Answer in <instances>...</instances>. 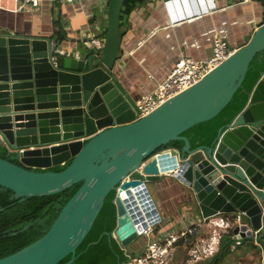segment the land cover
<instances>
[{"label": "water", "instance_id": "1", "mask_svg": "<svg viewBox=\"0 0 264 264\" xmlns=\"http://www.w3.org/2000/svg\"><path fill=\"white\" fill-rule=\"evenodd\" d=\"M125 1H108L104 43L89 52L0 30V144L19 161L0 157V188L22 200L81 182L46 233L0 258V264H59L68 255L65 264H71L112 190L117 208L112 236L131 256L140 230L136 201L146 194L158 211L148 184L168 177L185 188L204 219L241 214L231 230L232 244L256 251L264 245V73L245 108L219 129L212 145L192 148L182 135L232 99L264 50V23L202 79L139 118L137 99L116 74ZM173 140H183V147L165 148ZM166 152L176 167L162 173L158 156ZM70 160L59 172L41 171Z\"/></svg>", "mask_w": 264, "mask_h": 264}, {"label": "crops", "instance_id": "2", "mask_svg": "<svg viewBox=\"0 0 264 264\" xmlns=\"http://www.w3.org/2000/svg\"><path fill=\"white\" fill-rule=\"evenodd\" d=\"M24 1L0 0V30L51 38L60 41L64 50L89 52L103 45L109 0L44 1L39 7ZM263 23L264 6L258 0H146L123 20L117 77L138 101L165 79L180 56L209 58L216 37L237 50ZM153 195L161 216L154 234L186 232L172 264H188L190 247L201 239L209 241L212 227L198 206L187 200L185 188L170 177L154 183ZM231 238L229 233L222 234L213 255L189 264H264V245L256 251L232 244ZM146 241L144 237L133 241L131 256L140 254Z\"/></svg>", "mask_w": 264, "mask_h": 264}, {"label": "trees", "instance_id": "3", "mask_svg": "<svg viewBox=\"0 0 264 264\" xmlns=\"http://www.w3.org/2000/svg\"><path fill=\"white\" fill-rule=\"evenodd\" d=\"M145 1H125L121 13L120 31L123 20L134 8ZM263 73L264 50L257 54L250 63L243 83L229 103L211 119L194 125L182 134L189 139L192 148L212 145L219 129L233 122L245 108ZM183 145V140H173L165 148L181 149ZM0 157L19 164L16 153L10 151L4 144H0ZM70 162L71 160L64 165L49 167L41 171L59 172ZM80 185L81 182L54 194L31 196L22 200L13 198V191L0 188V258L16 252L43 236ZM115 196V190L107 195L100 213L90 232L77 248L76 258L71 264H121L128 261L129 257L124 247L112 236L117 225ZM229 234L231 237L232 232L229 231ZM226 250L228 251L229 247H226ZM69 259L70 255L59 264H65Z\"/></svg>", "mask_w": 264, "mask_h": 264}, {"label": "built area", "instance_id": "4", "mask_svg": "<svg viewBox=\"0 0 264 264\" xmlns=\"http://www.w3.org/2000/svg\"><path fill=\"white\" fill-rule=\"evenodd\" d=\"M44 1L71 4L79 0H25L24 2L25 4H30L32 7H39ZM234 51L226 40L216 37L213 43L212 55L209 58L196 60L186 55L180 56L165 79L159 82L151 92L142 96L137 101V106L141 111L138 117L141 118L149 114L158 107L159 103L167 101L176 96L181 90L188 89L194 85L228 59ZM137 173L143 175L140 170ZM133 176L129 175L128 179L133 178ZM122 195H125V192ZM150 204V198L144 194L142 201L138 202L141 215L136 216L138 221L136 228L140 227V230L137 228L138 236L147 239L145 247L135 257L127 255L129 259L125 264H172L176 256L177 244L187 234L186 232H166L162 236L154 234L156 225L161 221V216ZM144 205L145 210L143 208ZM240 217L241 214H231L220 219H206L207 224L212 227L211 238L209 241L201 239L195 242L189 250L186 262L189 264L198 259L213 255L218 249L217 245L220 243L222 234L229 233L235 224L240 221ZM143 222L146 223V226H143Z\"/></svg>", "mask_w": 264, "mask_h": 264}, {"label": "bare ground", "instance_id": "5", "mask_svg": "<svg viewBox=\"0 0 264 264\" xmlns=\"http://www.w3.org/2000/svg\"><path fill=\"white\" fill-rule=\"evenodd\" d=\"M158 162H159V167L162 173H168L169 171L175 169L176 167V159L175 157H172L170 152L160 154L158 156ZM136 202L138 205V201Z\"/></svg>", "mask_w": 264, "mask_h": 264}, {"label": "rangeland", "instance_id": "6", "mask_svg": "<svg viewBox=\"0 0 264 264\" xmlns=\"http://www.w3.org/2000/svg\"><path fill=\"white\" fill-rule=\"evenodd\" d=\"M153 185H154V183H150V184H148V190H149V192H150V194L152 195V197H154L155 195H153ZM155 198V200L154 201H156L157 200V197H154ZM157 202V201H156ZM210 238H211V234H210ZM191 248V247H190Z\"/></svg>", "mask_w": 264, "mask_h": 264}]
</instances>
